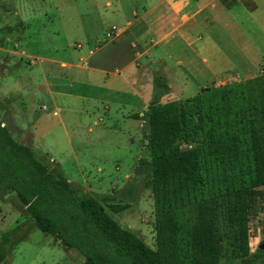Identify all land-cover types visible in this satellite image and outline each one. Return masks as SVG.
<instances>
[{"label":"rangeland","instance_id":"374dc122","mask_svg":"<svg viewBox=\"0 0 264 264\" xmlns=\"http://www.w3.org/2000/svg\"><path fill=\"white\" fill-rule=\"evenodd\" d=\"M104 2L0 0V33L9 43H15L18 50L23 48L35 56L68 60L89 67L91 62L85 58L86 47L97 48L110 40L115 44L126 34L120 33L113 39L117 34L114 16L118 12H128L130 7L138 12L143 5L142 0H109L108 5ZM257 5V13H254L257 19L252 18L248 13L251 10L247 11L240 3L234 7L232 14L238 24L233 27L235 35L215 19L212 24H206L202 19V16H210L206 11L201 13L198 27L183 21L168 26L169 30L164 26L158 28V33L167 36L159 43H154L157 35L151 33L146 37L147 60L145 57L139 60L143 66L138 69L141 78L135 96L128 85L127 93L124 90L106 94L104 90L100 95L93 87L96 84L92 80L87 82L84 75L53 74L58 65L30 58L35 63L34 85L44 76L45 85L55 84L51 88L52 96L33 90L32 86L25 87L20 101L23 106L28 105L24 107L26 110L8 109L15 112L23 130L17 132L9 121H2L6 114L4 107H0V121L7 125L15 139L24 141L27 139L24 136L29 137V142L23 144L28 145L38 159L57 165L83 192L119 193L117 202H125L128 207L121 213H113L107 208L108 212L154 248L152 193L146 185L147 177L142 176V169L138 167L139 157L145 154L138 126L151 101L152 77L154 74L165 77L169 91L160 101L166 102L191 96L206 87L264 73V0H257ZM190 13L186 12V15ZM21 18L26 19L23 29H19ZM156 27L153 22V33ZM241 32L245 39L240 36ZM130 39L131 36L126 35L124 42ZM21 58V64L25 66L26 57ZM1 61L0 75L5 72L3 64L9 62L10 66L16 57H3ZM134 63L120 73L127 84L131 83L128 75L136 73L138 62ZM10 71L9 79L18 72L14 68ZM41 104L50 109L40 110ZM53 109H57L56 114H52ZM80 173L87 179L81 181ZM92 177L103 181L91 180ZM109 182L111 184H106ZM258 189L261 192L257 195L259 202L247 223L250 252L264 241V186ZM13 198L16 199L13 193L0 196V264L81 263L82 257L75 250H66L54 237L23 223L24 217L13 205ZM258 250L256 264H264V248ZM239 261L235 256L223 255L218 264H238Z\"/></svg>","mask_w":264,"mask_h":264},{"label":"trees","instance_id":"16d2710c","mask_svg":"<svg viewBox=\"0 0 264 264\" xmlns=\"http://www.w3.org/2000/svg\"><path fill=\"white\" fill-rule=\"evenodd\" d=\"M168 91L165 77L154 74L139 126L154 248L108 212L128 207L119 193L83 192L1 121L0 196L13 193L23 223L75 250L80 264H218L223 255L256 264L247 223L264 186V73L161 102Z\"/></svg>","mask_w":264,"mask_h":264},{"label":"crops","instance_id":"0c3cea01","mask_svg":"<svg viewBox=\"0 0 264 264\" xmlns=\"http://www.w3.org/2000/svg\"><path fill=\"white\" fill-rule=\"evenodd\" d=\"M252 1L255 4V8L251 11H248L240 0H142V6L144 7L141 6L138 12L133 7H130L128 12H118L114 16V19H112L115 21L114 23L116 25L114 26L117 32L116 36L120 33H125L126 35H130L131 39L124 42V37L126 36L125 35L118 41H116L115 44L113 40H110L105 41V44L100 45L97 48H91L89 46L86 47L85 58L86 60L89 59L91 62V66L89 67L85 65L82 67L81 65H78V63H72L68 60H57L53 58L41 57L38 55L35 56L32 53L27 52L23 48L18 50L15 43H9L6 36H2L0 33V64L3 62L1 61L3 57L10 58L11 55L16 57V61L12 63L13 65L10 63V66L9 62L4 61L5 63L3 64V69L5 72L4 74L0 75V107H4V111L6 113L2 118V121H9V123H11V125L17 130V132L23 130L22 127L17 123L19 122V119L15 112L10 111V113L9 110L13 107H19V112H22V109L28 106H23V103L20 101L23 96L22 90L25 87L32 86L33 90H40L42 94L52 96L53 90H51V88H54L55 84L45 85L46 78L44 76L43 79L38 82V84L34 85L33 82L35 80V77H33V65L35 63L34 61L30 60V58H33L34 60L40 59L41 61H48L49 63L58 65V68L56 66L53 74L68 73V75L70 76L72 74L84 75L87 82L92 80V83L96 84L93 87L97 92L100 93V95L104 90L107 91L106 94H108L110 91L118 92L124 90H126L127 93L128 85L130 87V90L132 91V95L135 96V91H137L136 88H138L137 84L141 78L138 75V69L143 66L141 62H139V60H141L143 57H145L147 60V48L149 47L147 45V36H149L151 33L153 35L156 34L157 37L153 41L154 43H159L167 37H165V33L163 32L158 33L157 29L161 28V26H164L166 30H169L168 26H176V24H181L183 21H187L191 22V26L198 27L200 25V18L202 17L203 21H205V23L209 25L214 22V19L217 20V22L221 23V26H223L228 32L233 31L235 35L233 27L238 26V24L236 21H234L235 18L232 14V11L234 7L240 3L248 11L249 15H251L252 18L257 19V15L254 14L257 13L258 10L257 0ZM104 3L105 5H108L109 0H105ZM189 11H191V13L189 15H186V12ZM205 11L209 12L210 16H202L201 13ZM16 14H18V12H16ZM24 20L26 19L21 18L19 29H23ZM153 22L156 23L157 26L154 33L151 29ZM104 27L105 26L103 24L102 29ZM167 33L168 31L166 32V34ZM242 34L243 33L241 32L240 36L244 38V35ZM176 35L178 36V34ZM18 38H21V36L19 35ZM122 56L124 59H122ZM21 57H26L25 66L21 64L23 63ZM134 62H138V64H136L137 70L135 71L136 73L133 72L128 75V79H131V83L127 84V82L125 81L126 79L120 73H123L126 67L131 63L135 64ZM11 68L16 69L18 72L14 74V77L9 79L7 76L11 72ZM63 68L64 70H61ZM20 69H23V71H21ZM76 69H81L83 72H79ZM82 84L85 85V83ZM42 105L45 108L43 110L40 108V110L45 111L50 109V107H47L44 104H41L40 107ZM25 108L23 109V111L26 110ZM56 111L57 109H53L52 114H56ZM85 176L80 173V180L83 181L87 179ZM119 178L115 179V181ZM91 180L103 181L102 178L94 177H92ZM113 181L114 180H112L111 182ZM111 182L106 184H111Z\"/></svg>","mask_w":264,"mask_h":264},{"label":"water","instance_id":"95a60500","mask_svg":"<svg viewBox=\"0 0 264 264\" xmlns=\"http://www.w3.org/2000/svg\"><path fill=\"white\" fill-rule=\"evenodd\" d=\"M257 248H258V249H262V248H264V241H262V242L258 245Z\"/></svg>","mask_w":264,"mask_h":264},{"label":"built area","instance_id":"2783aa9c","mask_svg":"<svg viewBox=\"0 0 264 264\" xmlns=\"http://www.w3.org/2000/svg\"><path fill=\"white\" fill-rule=\"evenodd\" d=\"M40 108H41V109H44L45 107L42 105Z\"/></svg>","mask_w":264,"mask_h":264}]
</instances>
